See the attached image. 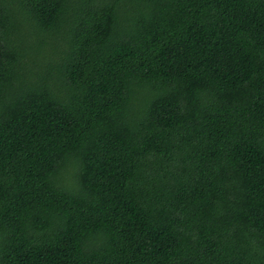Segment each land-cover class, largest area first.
I'll list each match as a JSON object with an SVG mask.
<instances>
[{"label":"trees","instance_id":"1","mask_svg":"<svg viewBox=\"0 0 264 264\" xmlns=\"http://www.w3.org/2000/svg\"><path fill=\"white\" fill-rule=\"evenodd\" d=\"M0 264H264V0H0Z\"/></svg>","mask_w":264,"mask_h":264}]
</instances>
